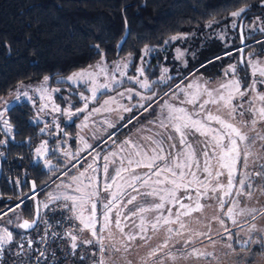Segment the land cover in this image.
I'll return each instance as SVG.
<instances>
[{"label": "rangeland", "instance_id": "374dc122", "mask_svg": "<svg viewBox=\"0 0 264 264\" xmlns=\"http://www.w3.org/2000/svg\"><path fill=\"white\" fill-rule=\"evenodd\" d=\"M260 6L261 14L247 20L243 17L247 7H241L245 11L239 16L230 13L189 33L173 36L177 38L171 42L177 40L176 44L163 48L162 56L157 55V63H161L158 77L150 79L146 73L156 50L144 47L136 58L125 55L107 60L102 56L68 76H45L47 81L43 77L39 82L18 83L1 97L0 160L7 141L13 140L14 128L8 122L9 131L4 124L8 121L7 111L26 103L31 109L29 122L38 125L42 136L32 150V163L40 164L54 184L38 202L33 227L25 230L17 226L32 219L20 210L22 204L0 212V236L2 229L12 233L11 241L0 243V264H77L82 257L88 258L87 264H264V118L259 114L264 101L258 99L264 95V76L260 74L264 69V1ZM236 45L244 47L245 52L240 51L239 63L234 57L221 67L220 77L208 81L192 69L213 48ZM238 65L245 66L249 75L243 88L236 76ZM76 73L84 74L75 77ZM233 81L239 83V92ZM145 83L147 88L142 86ZM123 84L125 87L113 92ZM104 93L108 95L101 96ZM229 93L233 98L225 106L220 97L227 100ZM194 96V102L187 103ZM211 100L217 103L204 104ZM173 108H183L190 115L199 112L195 118L206 124L203 118L212 112L246 135L243 143L238 142L240 156L229 195H224L228 190V170L221 167L215 142L210 136L184 129L182 144L180 134L173 128L182 121L170 119L181 114L170 113ZM66 111L75 115L69 118ZM209 127L225 131L215 122ZM42 143L46 145L43 158L36 154ZM157 154L166 161L156 160L153 169L137 166L138 161L147 163ZM45 161H50L48 167ZM161 161L176 172L181 171L175 167L176 162L191 167L183 169L185 178L179 181L168 172L167 176L154 174ZM190 172L200 183L193 181ZM217 172L221 174L217 176ZM173 179L184 187L176 188L167 182ZM170 191L175 192V198ZM85 193L94 194L88 203L77 199L74 205L72 199H65ZM34 197L28 198L32 201ZM197 201L203 206L200 211L192 210ZM92 203L96 204L95 224L86 228L79 217L83 214L87 219L91 215ZM161 203L163 207L156 208ZM141 208L145 210L141 212ZM50 213L59 214V218L49 222L46 215ZM130 236L135 239H128ZM249 240L251 243L246 244ZM153 251L155 255H151Z\"/></svg>", "mask_w": 264, "mask_h": 264}, {"label": "trees", "instance_id": "16d2710c", "mask_svg": "<svg viewBox=\"0 0 264 264\" xmlns=\"http://www.w3.org/2000/svg\"><path fill=\"white\" fill-rule=\"evenodd\" d=\"M262 1L0 0V98L18 83L39 82L45 76H68L102 56L107 60L125 55L136 58L144 47L156 50L146 73L150 79L158 77L161 63H157V55L162 56L163 48L176 44L177 40L171 42L173 36L189 33L241 7H247L243 14L247 20L261 14ZM241 50L245 52L240 45L217 46L192 69L208 81L218 78L221 67L234 57L239 63ZM237 70L243 88L249 75L245 66L238 65ZM123 87L124 84L113 92ZM30 115L26 103L7 111L14 133L0 160V212L22 204L20 210L34 219L38 202L54 181L50 183L49 173L40 164L32 163V150L42 136L38 125L29 122ZM29 196L35 197L31 201ZM46 217L52 222L59 214ZM76 262L87 264L88 258Z\"/></svg>", "mask_w": 264, "mask_h": 264}, {"label": "snow or ice", "instance_id": "6c2138e0", "mask_svg": "<svg viewBox=\"0 0 264 264\" xmlns=\"http://www.w3.org/2000/svg\"><path fill=\"white\" fill-rule=\"evenodd\" d=\"M243 11H245L244 8H241L239 11L237 12H233L231 13V15L233 16H239ZM209 26H211V23L209 24ZM235 26V25H233ZM177 37H172L171 39L175 40ZM99 47V46H97ZM147 51V50H146ZM234 70V69H233ZM84 73H76L74 74L75 77H80L82 76ZM260 74L262 76H264V69L260 70ZM45 81L48 80V77L44 78ZM69 80H72L73 77H69ZM233 85L235 86L236 91H240V87H239V83L236 81L232 82ZM143 87L147 88L148 85L145 83L142 85ZM104 87H107V85H105ZM189 87H192V85H189ZM222 88H228L230 87V85H221ZM209 96H211V93H208ZM241 95H243V93H241ZM93 96H95V92L93 93ZM232 94L229 93V97L227 100H225V98L223 96L220 97L221 100H224L225 106H227L232 99ZM258 99L264 101V95H260L258 96ZM195 100V96L193 97L192 100H188L187 103H193ZM107 103V101L105 102ZM207 103H217L216 100H211V101H205L204 104ZM204 104H201L200 107L203 108ZM87 107V104H85V108ZM141 107H143V105H141ZM56 111H60V109H55ZM84 109H79L78 111H83ZM126 111H131V109H125ZM98 111V110H97ZM232 111H235V109L233 108ZM170 113H180L181 115H177V116H170V119H175L177 121H182V123H177L175 125H173L174 130L180 134L181 137V143L183 144L185 142L184 137H185V133H184V129H191L195 132H199L202 136H210L211 139L215 142L214 147L218 148L220 150V155H219V160L221 161V167L222 168H226L228 170V184H227V191L224 192V195H229L231 188H232V181H233V175L235 172V163H236V159L240 156V150H239V146H238V142L239 143H243L247 137L246 135L236 126H234L231 123L226 122L225 120L221 119L219 115H214L212 112H208V114L206 116H204L203 120L207 121L208 123H204L202 120L200 119H196V116H199V112L193 113V114H188L185 109L180 108V109H170ZM65 114L71 118L73 115H75V113L71 112V111H66ZM259 114L261 118H264V108L259 109ZM0 115H2V113H0ZM229 115H231V113H229ZM215 122L217 124H219L221 126L222 129H224L225 131L223 133L217 131L216 129L210 128L209 125ZM253 123H255V121H253ZM4 124L7 126V129L9 131H11V126L8 124V121L5 120ZM43 131V129L41 130ZM233 137L237 138L234 139ZM169 139H171V137H169ZM225 139H227V144H225ZM125 143H129V141H125ZM86 147H88L86 145ZM191 147V146H189ZM45 149H46V145L45 144H41L37 149H36V154L38 157L43 158V155L45 154ZM163 151V149L161 148V152ZM140 153H137V155H139ZM193 154H190L188 159L192 158ZM203 155L207 158L208 153L204 152ZM245 159H247V155H245L244 157ZM105 159L107 160V157H105ZM156 160H165V157L163 155L157 154L156 156H153L151 158H148V162L145 163L143 161H138L137 162V166L138 167H146L148 169H153L154 165H155V161ZM207 164V160L205 161ZM129 163L131 164L132 161H129ZM50 165V161H45V167H48ZM90 168H92V165H89ZM176 168L181 169V171L176 172L173 170L172 167L169 166H165L164 168H160L157 171H155V175L159 176L161 175L162 172H168L170 173L171 176L173 177H177L179 181H183L185 178V172L183 171V169L185 167H191L189 164L186 163H181V162H176L175 164ZM93 171H95V168L92 169ZM205 172H208V168L205 167L204 169ZM105 172L107 173V165H105ZM192 178L193 181H195L196 183H200L199 179L196 177V174L194 172H190L189 173ZM211 174V173H209ZM221 173L217 172L216 175L219 176ZM81 175L83 176L84 174L81 173ZM117 175H119V172L117 173ZM74 180L77 178H73ZM91 179V178H89ZM136 179H139V177H136ZM177 179H173L170 181H167L168 183H171L173 185H175L176 188H180V187H184L183 184L179 183ZM162 181H158V183H161ZM189 183H192V181H189ZM240 183L243 185L244 181L241 180ZM91 185H89L90 187ZM219 187L223 188V185H218ZM107 187H111V185H108ZM204 187L206 188L207 185H204ZM33 189H35V184H33ZM77 191H79L80 189L77 188ZM216 189H213V191H215ZM152 193H149V195H151ZM94 194L91 193H85L84 196H81L79 198L76 197H65V199H72L73 204L75 205V202L77 199H80L83 203H88L91 200V197ZM115 194H113L114 196ZM169 195H171L173 198H175V192L174 191H170ZM201 193L200 191L197 189V196H200ZM85 196L88 197V199H85ZM135 197H132V200H134ZM188 199H191V197L189 196ZM132 200H129L128 202L131 203ZM161 200H164V197H161ZM109 204H111V201H109ZM221 204H223V200L221 199ZM16 207H20V205H17ZM163 204H157L156 208H162ZM181 207H183V205H181ZM203 206L199 203V201L196 202L195 204V211H200L201 208ZM91 208H92V213L91 215L86 219L83 214H81V216L79 217V219L81 220V223L85 224L86 228L89 227H94L95 224V212H96V204L92 203L91 204ZM105 208H108V205H105ZM145 209L141 208L140 211H144ZM14 211V209H13ZM229 213L232 212V209L228 210ZM185 215H188L189 212H185ZM4 215H7V213H4ZM0 218H2V216H0ZM19 219V217L17 218ZM105 220H108V216H107V212L105 213ZM159 220V218H158ZM235 222V221H234ZM8 223H13L12 220H9ZM35 223V221H29V220H23L22 223H19L17 226L21 229H29L33 226V224ZM165 223H168L167 220H165ZM117 227H119V220L116 221ZM181 228L184 227L183 224L180 225ZM153 229H156V224L152 225ZM3 231V236H0V243H4L5 240L7 241H11L12 239V233L7 231V229H2ZM122 231V229H121ZM169 231H172L171 229H169ZM93 235H95V232H93ZM128 239L132 240L135 239L134 236H130L128 237ZM73 242H75L76 237L73 236L72 237ZM247 243H251V240L245 242ZM73 247H75V243H73ZM261 249L264 250V244L261 245ZM103 251V249H102ZM199 254V253H196ZM151 255H155V251H153L151 253Z\"/></svg>", "mask_w": 264, "mask_h": 264}, {"label": "crops", "instance_id": "0c3cea01", "mask_svg": "<svg viewBox=\"0 0 264 264\" xmlns=\"http://www.w3.org/2000/svg\"><path fill=\"white\" fill-rule=\"evenodd\" d=\"M165 161H166V159H165ZM161 162H162V164H161L158 168H164V167H165V166H163V164H165L164 161H161ZM156 169H157V168H156ZM156 169H154V173H155V171L158 170V169H157V170H156ZM161 175H165V176H167V172H162Z\"/></svg>", "mask_w": 264, "mask_h": 264}, {"label": "water", "instance_id": "95a60500", "mask_svg": "<svg viewBox=\"0 0 264 264\" xmlns=\"http://www.w3.org/2000/svg\"><path fill=\"white\" fill-rule=\"evenodd\" d=\"M33 190H34V189H33V185H32V191H33ZM37 215H38V212H37V214L35 215V217H34V219H33L34 221H36V219H37ZM34 224H35V223H34ZM34 224H33V226H34ZM33 226H32V227H33Z\"/></svg>", "mask_w": 264, "mask_h": 264}, {"label": "flooded vegetation", "instance_id": "af4514ba", "mask_svg": "<svg viewBox=\"0 0 264 264\" xmlns=\"http://www.w3.org/2000/svg\"><path fill=\"white\" fill-rule=\"evenodd\" d=\"M30 221H33V219H32V220H30Z\"/></svg>", "mask_w": 264, "mask_h": 264}]
</instances>
